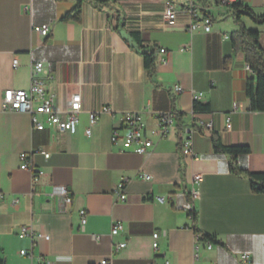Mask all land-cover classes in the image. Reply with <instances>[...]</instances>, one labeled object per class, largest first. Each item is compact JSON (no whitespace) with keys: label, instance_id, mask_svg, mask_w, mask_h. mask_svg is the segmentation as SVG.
Segmentation results:
<instances>
[{"label":"crops","instance_id":"obj_1","mask_svg":"<svg viewBox=\"0 0 264 264\" xmlns=\"http://www.w3.org/2000/svg\"><path fill=\"white\" fill-rule=\"evenodd\" d=\"M235 1L264 13V0ZM169 2L180 6L171 22L164 17ZM76 4L0 0V264H41L40 257L55 264H99L103 259L110 264H245L243 253L250 256L247 264H264V193L252 190L250 177L231 172V158L216 152L212 140L217 136L225 146H247L250 151L237 156V166L248 174L264 173V111H253L246 95L252 75L244 53L232 48L238 26L230 6L216 0H114L101 9L83 3L79 21L62 20ZM191 5L200 16L212 17L210 32L190 31ZM243 21L260 32L264 48V24L247 17ZM43 24L51 25L47 37L34 30ZM121 30L157 47L153 82L143 57ZM37 62L44 64L39 81L54 95L60 113L73 93L81 94L76 134L33 129L29 114L4 109V92L28 89ZM175 85L183 92L177 94ZM194 93L202 94L198 102L208 105L207 111H194ZM104 106L111 113L101 114L87 136L90 113ZM169 110L183 114L184 123L202 119L213 124L211 133L194 137L196 159L181 153L178 125L145 155L121 139L112 140L115 129L123 134L124 113L142 112L154 127L156 114ZM39 148L51 156L45 159ZM22 153H31L33 166L44 172L38 182L20 168ZM141 172L151 180L142 179ZM195 174L202 180L194 184ZM123 179L122 200L115 189ZM61 186L73 195L66 209L59 195H50ZM81 209L88 211L85 230L80 229ZM193 210L197 227L219 241L212 242V249L208 239L197 240ZM116 223L124 231L112 236ZM22 225L50 239L33 243L20 236ZM154 233L159 235L156 249ZM120 243L126 246L117 249Z\"/></svg>","mask_w":264,"mask_h":264},{"label":"built area","instance_id":"obj_2","mask_svg":"<svg viewBox=\"0 0 264 264\" xmlns=\"http://www.w3.org/2000/svg\"><path fill=\"white\" fill-rule=\"evenodd\" d=\"M224 3L232 4L235 0H222ZM180 6L176 3H167L164 11V17L167 21H174L179 14ZM191 17V22L189 25L190 31L204 30L205 32H210L213 25V19L211 16H200L197 9L194 6H189L187 9ZM34 30L40 33L42 36L47 37L51 33V25L43 24L36 26ZM226 39L229 36H225ZM162 53L165 49L161 50ZM18 60L13 61V66L17 67ZM44 69V64L42 62H37L32 66L31 72V85L28 89H8L4 92L3 96V107L5 110L16 111L19 113H26L31 116L33 129L44 131L46 129L65 131L70 134H76L79 130L80 125V113L83 110V100L79 92L73 93L69 99L67 110L65 113H60L55 105V97L53 94H47L44 86L39 81V75ZM249 69V66H248ZM175 92H183V87L181 85L174 86ZM202 98L201 93H194L193 100L199 101ZM237 109V106H234ZM103 113H111V109L107 106L102 107L98 111H92L89 115L90 125L85 130L87 136H91L92 127L95 126L99 120V116ZM156 125L154 127H149L142 112H126L124 113L122 119V130L123 134L119 130H114L112 134V140L118 142L120 139L127 147H132L135 153L145 155L154 148L155 143L159 140L167 138L172 133L173 129L177 127V113L175 111H160L156 114ZM230 121H227V128H230ZM213 130V124L211 122H205L202 119L195 121H190L185 123L183 127L180 128V148L183 156L190 157L192 159L197 158V154L194 151V137L197 133H211ZM37 152L42 154L45 159H48L51 154L44 148L37 149ZM31 153H22L20 155L22 170H28L33 173V182H38L44 172L38 168H35L32 163ZM139 176L144 180H151V176L141 172ZM202 180L201 174L194 175V184ZM125 188L126 179L121 180L116 189L115 193L120 199H125ZM53 195H59L62 198V204L66 208L72 206L73 195L71 190L66 186H61L55 188L51 193ZM193 200L198 198V192L193 189L191 192ZM4 195L0 193V202L3 200ZM162 201L163 198H158ZM88 211L86 209H81L79 211L80 218V229L85 230L87 223ZM124 231V226L120 223L113 225L111 229V235L117 236ZM20 236L29 237L33 243L38 240L44 239L49 240V235L44 232H36L32 225H22L20 227ZM99 239V237H95ZM158 233L153 234V247L156 249L158 247ZM197 240H200V235H197ZM126 243H120L117 245V249L124 248ZM208 249L213 248V243L208 242ZM196 250L199 246L196 245ZM21 254L29 256L33 259V255L27 253L25 250L21 251ZM241 260L243 263L247 264L250 261V256L248 253H243L241 255ZM39 262L41 264H55L51 259L47 257H40ZM99 264H110L108 259H103ZM166 264H169L167 262ZM218 264V263H213Z\"/></svg>","mask_w":264,"mask_h":264},{"label":"trees","instance_id":"obj_3","mask_svg":"<svg viewBox=\"0 0 264 264\" xmlns=\"http://www.w3.org/2000/svg\"><path fill=\"white\" fill-rule=\"evenodd\" d=\"M114 0H77L76 6L62 17L64 21L81 19V8L83 3H89L94 7L101 9L104 5L109 4ZM221 2L222 0H216ZM232 15L238 29L231 35L232 48L235 51L244 53L245 61L251 71V77L248 80L246 87V95L250 100L251 109L253 111H264V48L260 42V32L258 30L246 27L243 18L247 17L255 24H264V13H257L251 6L244 4L241 1H235L229 4ZM132 41H127L129 45L134 48L144 60V65L147 70L148 78L151 82L154 80L157 68V53L156 46L147 45L137 33L130 34ZM208 105H203L198 101H194V111H207ZM178 126L181 128L185 125L183 122V114H177ZM213 146L216 152L225 153L231 158L230 170L237 175L248 176L251 179L252 190L255 193H264V173L254 174L246 173L239 168L236 163V158L239 154L248 153L250 150L247 146H225L217 136H213ZM183 157V156H182ZM181 157V159H182ZM181 174L184 176V163L181 162ZM190 196V195H189ZM191 216L194 220L193 229L200 239L209 240L210 242L219 243L214 235L203 233L196 225L198 213L193 210Z\"/></svg>","mask_w":264,"mask_h":264},{"label":"water","instance_id":"obj_4","mask_svg":"<svg viewBox=\"0 0 264 264\" xmlns=\"http://www.w3.org/2000/svg\"><path fill=\"white\" fill-rule=\"evenodd\" d=\"M120 35L122 36V38L124 40H126V41H132L131 35L126 30H121L120 31Z\"/></svg>","mask_w":264,"mask_h":264},{"label":"bare ground","instance_id":"obj_5","mask_svg":"<svg viewBox=\"0 0 264 264\" xmlns=\"http://www.w3.org/2000/svg\"><path fill=\"white\" fill-rule=\"evenodd\" d=\"M223 2V1H222ZM224 3V2H223ZM227 4V3H226ZM20 233V232H19Z\"/></svg>","mask_w":264,"mask_h":264}]
</instances>
